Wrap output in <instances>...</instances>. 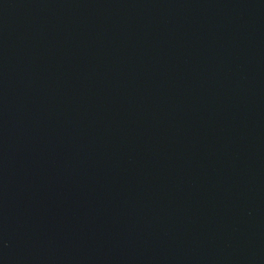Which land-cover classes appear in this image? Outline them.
<instances>
[{
  "label": "water",
  "instance_id": "1",
  "mask_svg": "<svg viewBox=\"0 0 264 264\" xmlns=\"http://www.w3.org/2000/svg\"><path fill=\"white\" fill-rule=\"evenodd\" d=\"M0 264H264V0H0Z\"/></svg>",
  "mask_w": 264,
  "mask_h": 264
}]
</instances>
